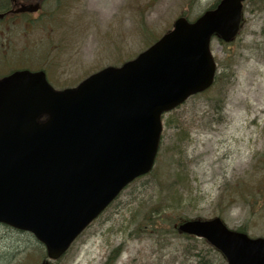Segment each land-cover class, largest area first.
Returning <instances> with one entry per match:
<instances>
[{
    "label": "rangeland",
    "instance_id": "obj_1",
    "mask_svg": "<svg viewBox=\"0 0 264 264\" xmlns=\"http://www.w3.org/2000/svg\"><path fill=\"white\" fill-rule=\"evenodd\" d=\"M216 1L67 0L66 74L55 79L73 86L121 65L177 17L193 20ZM242 19L232 42L211 39L222 79L162 116L150 173L125 187L55 261L30 233L0 224V264H227L202 238L178 234V218L219 216L231 229L264 237V204L258 199L251 211L236 191L264 190V0H244ZM155 212L168 219L156 225Z\"/></svg>",
    "mask_w": 264,
    "mask_h": 264
},
{
    "label": "water",
    "instance_id": "obj_2",
    "mask_svg": "<svg viewBox=\"0 0 264 264\" xmlns=\"http://www.w3.org/2000/svg\"><path fill=\"white\" fill-rule=\"evenodd\" d=\"M241 11L242 0H220L192 22L180 16L134 59L74 88L54 91L26 70L0 80V222L31 231L50 259L59 258L152 169L161 115L211 86L210 39L231 41ZM178 230L204 238L227 264H264V237L232 230L220 217L184 220Z\"/></svg>",
    "mask_w": 264,
    "mask_h": 264
},
{
    "label": "flooded vegetation",
    "instance_id": "obj_3",
    "mask_svg": "<svg viewBox=\"0 0 264 264\" xmlns=\"http://www.w3.org/2000/svg\"><path fill=\"white\" fill-rule=\"evenodd\" d=\"M66 2L0 0V80L27 70L42 74L56 90L72 87L55 79L66 74Z\"/></svg>",
    "mask_w": 264,
    "mask_h": 264
},
{
    "label": "trees",
    "instance_id": "obj_4",
    "mask_svg": "<svg viewBox=\"0 0 264 264\" xmlns=\"http://www.w3.org/2000/svg\"><path fill=\"white\" fill-rule=\"evenodd\" d=\"M222 77V74H216L215 75V79H214V81H218V79L219 78H221ZM222 79V78H221ZM177 175H175V177H176ZM178 177V176H177ZM182 177L180 178V177H178V179L176 180V182L177 183H179V185H180V183L182 182ZM180 180H181V182H180ZM171 181V180H170ZM169 184H170V182H169ZM175 183H173V184H170L172 187H173V185H174ZM237 191V193H238V197L243 201V203L244 204H246V205H249L250 206V209H251V211H253L252 209L254 208V205H257L258 204V199L259 200H261L262 201V204H264V190H259V191H255V192H253V193H251V194H249V193H247V194H244V192L243 193H240V192H238V190H236ZM174 200V199H173ZM156 208H158V207H156ZM158 210H159V208H158ZM150 212V211H149ZM151 215V214H150ZM155 219L153 220V222L154 223H156V225H157V222H156V219L157 220H167L168 218L167 217H165L163 214H161V212H159V213H157V212H155ZM197 218H199V217H197ZM183 219H186V218H178L177 220H175L174 222H173V224H172V219H170V221H171V224H172V227H173V229L178 233V234H180L179 232H178V230H177V224L180 222V221H182ZM237 230H239V231H242V232H246L244 229H237ZM194 238V237H193ZM212 249H214V248H212ZM214 251H216V252H218L217 250H215L214 249ZM219 253V252H218Z\"/></svg>",
    "mask_w": 264,
    "mask_h": 264
},
{
    "label": "bare ground",
    "instance_id": "obj_5",
    "mask_svg": "<svg viewBox=\"0 0 264 264\" xmlns=\"http://www.w3.org/2000/svg\"><path fill=\"white\" fill-rule=\"evenodd\" d=\"M130 183H132V181L131 182H129L126 186H128ZM0 224H3V225H6V226H9V227H11V228H13V229H16L17 231H20V232H27V233H30L38 242H39V240L36 238V236L31 232V231H28V230H23V229H19V228H17V227H14V226H11V225H9V224H6V223H2V222H0ZM81 234V233H80ZM80 234H78V236H77V238L80 236Z\"/></svg>",
    "mask_w": 264,
    "mask_h": 264
}]
</instances>
